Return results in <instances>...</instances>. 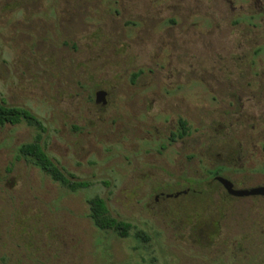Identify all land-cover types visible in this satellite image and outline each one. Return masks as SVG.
<instances>
[{"label": "rangeland", "instance_id": "rangeland-1", "mask_svg": "<svg viewBox=\"0 0 264 264\" xmlns=\"http://www.w3.org/2000/svg\"><path fill=\"white\" fill-rule=\"evenodd\" d=\"M0 98V264H264V0H0Z\"/></svg>", "mask_w": 264, "mask_h": 264}, {"label": "trees", "instance_id": "trees-1", "mask_svg": "<svg viewBox=\"0 0 264 264\" xmlns=\"http://www.w3.org/2000/svg\"><path fill=\"white\" fill-rule=\"evenodd\" d=\"M23 121H26L29 125H37L40 129L42 128V123L27 109L9 107L0 98V126L7 124L15 126ZM187 130L186 122L180 121V131L177 134L178 138H183L187 135ZM20 152L23 157L37 165L45 174L49 175L53 180L61 182L71 191L89 186L88 182L73 180L66 176L62 169H60L49 157L38 140L23 145ZM88 204L91 212V219L98 228L115 231L122 237L127 236L130 225L112 217L109 214L108 207L103 198L95 197L89 200Z\"/></svg>", "mask_w": 264, "mask_h": 264}, {"label": "water", "instance_id": "water-1", "mask_svg": "<svg viewBox=\"0 0 264 264\" xmlns=\"http://www.w3.org/2000/svg\"><path fill=\"white\" fill-rule=\"evenodd\" d=\"M103 96L104 93L102 92L97 94V103H100V100L102 99ZM223 185L227 190L228 194L234 197H242V198L256 197V196L264 197V187L255 188L251 190H235L233 188L232 183L229 181H223Z\"/></svg>", "mask_w": 264, "mask_h": 264}, {"label": "flooded vegetation", "instance_id": "flooded-vegetation-1", "mask_svg": "<svg viewBox=\"0 0 264 264\" xmlns=\"http://www.w3.org/2000/svg\"><path fill=\"white\" fill-rule=\"evenodd\" d=\"M96 103H97V96H96ZM97 104H99V103H97ZM180 131V130H179ZM179 131H178V133H179ZM187 134H188V130H187ZM186 136V135H185ZM184 136V137H185ZM216 175L218 174V173H215ZM216 177H219V176H216ZM220 178V177H219ZM222 181V185H223V181H229V182H231L230 180H228V179H225V178H220ZM232 183V182H231ZM232 185H233V188L235 189V190H242V189H237L236 187H235V185L232 183ZM223 187H224V185H223ZM260 187H264V185H259V186H256V187H252V188H249V189H247V190H251V189H255V188H260ZM224 189H225V187H224ZM226 190V189H225ZM227 191V190H226ZM186 193V192H185ZM228 193V192H227ZM231 196V195H230ZM234 197V196H233ZM256 197H259V196H256ZM262 197V196H261Z\"/></svg>", "mask_w": 264, "mask_h": 264}]
</instances>
